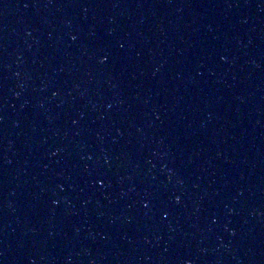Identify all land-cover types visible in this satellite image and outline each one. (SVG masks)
I'll list each match as a JSON object with an SVG mask.
<instances>
[{
	"label": "water",
	"instance_id": "95a60500",
	"mask_svg": "<svg viewBox=\"0 0 264 264\" xmlns=\"http://www.w3.org/2000/svg\"><path fill=\"white\" fill-rule=\"evenodd\" d=\"M0 264H264V0H0Z\"/></svg>",
	"mask_w": 264,
	"mask_h": 264
}]
</instances>
